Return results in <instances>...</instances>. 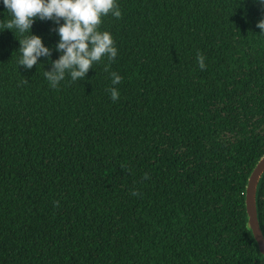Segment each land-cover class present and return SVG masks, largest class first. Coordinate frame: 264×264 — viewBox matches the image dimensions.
Segmentation results:
<instances>
[{
	"label": "trees",
	"instance_id": "obj_1",
	"mask_svg": "<svg viewBox=\"0 0 264 264\" xmlns=\"http://www.w3.org/2000/svg\"><path fill=\"white\" fill-rule=\"evenodd\" d=\"M117 2L101 25L117 101L103 62L49 86L52 21L31 26L53 47L31 69L21 34L0 31V264H264L244 203L264 155V13L253 0ZM9 19L0 3V28ZM257 211L264 235V174Z\"/></svg>",
	"mask_w": 264,
	"mask_h": 264
},
{
	"label": "clouds",
	"instance_id": "obj_2",
	"mask_svg": "<svg viewBox=\"0 0 264 264\" xmlns=\"http://www.w3.org/2000/svg\"><path fill=\"white\" fill-rule=\"evenodd\" d=\"M0 3L10 13V19L0 31L15 29L23 37L18 40V66L31 69L38 65L40 57H51L53 47L46 46L39 35L31 33L35 20H50L58 37L54 45L58 58L49 59L50 69L43 70L49 86L57 88L66 76L71 81L85 78L94 64L103 62L104 70L111 77L112 86L107 89L110 98L112 101L120 98L115 85L123 78L109 71L117 58L118 48L111 32L101 29L104 17L111 15L119 19L122 16L117 0H0ZM253 3L264 13V0H253ZM256 27L264 34V15L256 22ZM196 60L199 68L205 69V57L198 53ZM144 179H148L147 173ZM132 195L137 192L133 191Z\"/></svg>",
	"mask_w": 264,
	"mask_h": 264
},
{
	"label": "water",
	"instance_id": "obj_3",
	"mask_svg": "<svg viewBox=\"0 0 264 264\" xmlns=\"http://www.w3.org/2000/svg\"><path fill=\"white\" fill-rule=\"evenodd\" d=\"M264 174V155L258 160L248 176L245 193V219L246 226L253 238V241L264 258V235L261 229L257 211V192L262 175Z\"/></svg>",
	"mask_w": 264,
	"mask_h": 264
}]
</instances>
